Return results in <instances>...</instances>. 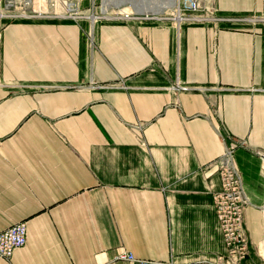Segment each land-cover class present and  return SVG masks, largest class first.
Returning a JSON list of instances; mask_svg holds the SVG:
<instances>
[{
	"label": "crops",
	"instance_id": "obj_1",
	"mask_svg": "<svg viewBox=\"0 0 264 264\" xmlns=\"http://www.w3.org/2000/svg\"><path fill=\"white\" fill-rule=\"evenodd\" d=\"M215 4L222 23L179 31L115 18L5 24L0 233H27L0 264H129L121 253L211 264L226 254L212 164L235 141L247 146L234 157L249 201L242 264H264V0Z\"/></svg>",
	"mask_w": 264,
	"mask_h": 264
},
{
	"label": "built area",
	"instance_id": "obj_2",
	"mask_svg": "<svg viewBox=\"0 0 264 264\" xmlns=\"http://www.w3.org/2000/svg\"><path fill=\"white\" fill-rule=\"evenodd\" d=\"M216 0H177L173 16L177 20L167 18V13L156 17L136 15H103L88 14L90 11L82 10L80 0H0V31L5 24L27 21H57L80 24L88 22L95 26L102 20L111 18L124 21L143 20L158 23H170L179 31L183 25H218L223 22L216 16ZM94 3H92L93 7ZM170 21V22H169ZM264 21V19L262 20ZM89 42L93 45L92 34ZM91 88H102L95 85ZM109 88L124 89L120 82ZM173 92L191 91L188 87L176 84L171 88ZM238 148L246 149L243 141H235L225 146L221 156L212 164L216 168L220 179V190L212 193V208L214 210L218 228L223 238L226 254L217 256L211 264H242L248 256V246L243 231V212L249 205L245 195L240 172L235 164V152ZM260 159V175L264 185V153H257ZM264 213V205H263ZM27 228L18 224L0 233V260L8 261L13 253L26 244ZM261 258L264 260V242L261 247ZM115 261L129 264H171L157 261L137 259L131 253H121Z\"/></svg>",
	"mask_w": 264,
	"mask_h": 264
},
{
	"label": "bare ground",
	"instance_id": "obj_3",
	"mask_svg": "<svg viewBox=\"0 0 264 264\" xmlns=\"http://www.w3.org/2000/svg\"><path fill=\"white\" fill-rule=\"evenodd\" d=\"M119 4L128 6L129 11L124 10L122 15H130V11L144 16H156L160 10L175 9L177 0H103L101 14L105 15L110 7H116ZM176 15V14H175ZM175 20H177V15Z\"/></svg>",
	"mask_w": 264,
	"mask_h": 264
},
{
	"label": "rangeland",
	"instance_id": "obj_4",
	"mask_svg": "<svg viewBox=\"0 0 264 264\" xmlns=\"http://www.w3.org/2000/svg\"><path fill=\"white\" fill-rule=\"evenodd\" d=\"M120 1V0H119ZM135 1V0H134ZM102 2H103V0H92V1H89L88 2V6L85 8V9H83L82 7H81V9L82 10H87V9H89L90 11L88 12V14H95V15H97V16H103L102 14H101V9H102ZM92 3H94V5H93V7H92ZM80 4H81V2H80ZM86 5H87V3H85ZM128 9V6H123V5H121V4H119L116 8H113V7H110L109 6V8H108V11H107V13L106 14H109V15H122V13H124V10H127ZM173 10L174 9H172V10H170V9H167V10H161V11H159V13L157 14V15H159V14H164V13H167V15H168V17L167 18H169V19H171V20H173V18L175 19L176 18V15L175 16H173ZM127 11H129V10H127ZM130 13H131V15H136V16H142V15H139V14H136L135 12H132V11H130ZM105 14V15H106ZM156 15V16H157ZM123 16V15H122ZM156 16H152V15H150V16H148V17H156ZM263 19H264V17H263ZM262 19V20H263ZM170 22V21H169ZM263 23H264V21H263Z\"/></svg>",
	"mask_w": 264,
	"mask_h": 264
},
{
	"label": "water",
	"instance_id": "obj_5",
	"mask_svg": "<svg viewBox=\"0 0 264 264\" xmlns=\"http://www.w3.org/2000/svg\"><path fill=\"white\" fill-rule=\"evenodd\" d=\"M167 1V0H166ZM161 11V10H160Z\"/></svg>",
	"mask_w": 264,
	"mask_h": 264
}]
</instances>
